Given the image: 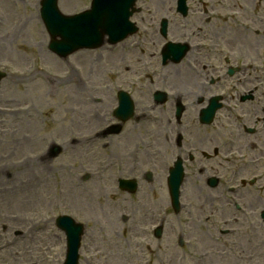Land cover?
<instances>
[{
	"label": "flooded vegetation",
	"instance_id": "1",
	"mask_svg": "<svg viewBox=\"0 0 264 264\" xmlns=\"http://www.w3.org/2000/svg\"><path fill=\"white\" fill-rule=\"evenodd\" d=\"M130 11L134 34L104 46L103 64L121 68L103 65L86 91L88 121L105 122L71 138L74 154L100 139L122 148L93 170L154 180V225L167 221L180 248L199 240L191 255L158 245L154 264H264V0H135ZM119 91L132 117L114 133ZM179 175L174 204L167 180Z\"/></svg>",
	"mask_w": 264,
	"mask_h": 264
},
{
	"label": "rangeland",
	"instance_id": "2",
	"mask_svg": "<svg viewBox=\"0 0 264 264\" xmlns=\"http://www.w3.org/2000/svg\"><path fill=\"white\" fill-rule=\"evenodd\" d=\"M38 1L0 0V69L7 74L0 85V264H62L65 236L54 224L59 214L85 224L78 264H154L152 185L142 180L137 196L118 194L112 188L115 176L110 173L100 188L93 184L81 187L96 189L93 195L84 190L69 193L71 184L85 171L81 167L87 169L88 160V172H93L97 161L119 150L124 154V150H118L116 144L107 145L106 139L90 146L86 157L70 149L71 135L86 136L105 122L101 113V122L96 125L91 121L79 123V119L75 122L79 96L71 90L74 81L64 79L69 77V65L75 75L84 73L80 65L87 66L85 60L92 54H84V61L72 60L71 56L64 61L51 53ZM82 6L83 0H58L65 14ZM103 65L104 69L121 68L102 64L97 75ZM52 142L63 147L62 153L37 163L35 159ZM83 149L80 151L84 153ZM24 160L25 165L19 168ZM27 179H33L32 183L27 184ZM123 215L129 218L126 222L121 219ZM172 241L164 239L160 244Z\"/></svg>",
	"mask_w": 264,
	"mask_h": 264
},
{
	"label": "water",
	"instance_id": "3",
	"mask_svg": "<svg viewBox=\"0 0 264 264\" xmlns=\"http://www.w3.org/2000/svg\"><path fill=\"white\" fill-rule=\"evenodd\" d=\"M41 17L48 33L51 36L49 48L60 56L68 55L69 53L76 50L77 46L88 44L90 47H96V43L101 42L104 33L103 30L105 20V17L102 14H99L96 17H94L93 14H89L90 18L95 19V22H99V31L95 36L89 35L86 39H84V36L76 38L74 35H72L73 20L68 16L62 15L58 11L56 7V0H43ZM100 22L102 23L100 24ZM56 37H59L60 40L57 41ZM2 77H4V74L0 73V79ZM57 225L62 230H64L67 235V254L64 264H77V251L82 234V226L75 224L70 218L67 217L58 219Z\"/></svg>",
	"mask_w": 264,
	"mask_h": 264
},
{
	"label": "bare ground",
	"instance_id": "4",
	"mask_svg": "<svg viewBox=\"0 0 264 264\" xmlns=\"http://www.w3.org/2000/svg\"><path fill=\"white\" fill-rule=\"evenodd\" d=\"M24 164H25L24 161L21 162L20 164H18L19 168H20L21 165H24ZM18 174H20V173H18ZM18 174H17V175H18ZM32 180H33V179H27V180H26V183H27V184L32 183ZM27 186H28V187H31L32 184L27 185Z\"/></svg>",
	"mask_w": 264,
	"mask_h": 264
}]
</instances>
